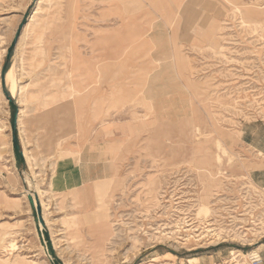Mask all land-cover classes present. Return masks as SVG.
Listing matches in <instances>:
<instances>
[{"label":"rangeland","instance_id":"374dc122","mask_svg":"<svg viewBox=\"0 0 264 264\" xmlns=\"http://www.w3.org/2000/svg\"><path fill=\"white\" fill-rule=\"evenodd\" d=\"M34 1L0 0V264H264V0Z\"/></svg>","mask_w":264,"mask_h":264},{"label":"crops","instance_id":"0c3cea01","mask_svg":"<svg viewBox=\"0 0 264 264\" xmlns=\"http://www.w3.org/2000/svg\"><path fill=\"white\" fill-rule=\"evenodd\" d=\"M118 141L102 142L98 146H89L84 148L78 155V161L70 164L69 167L58 171L57 178L61 179V183L65 184V190H69L68 183L70 175H74L77 179V189L81 186L93 183L106 181L110 179V167L114 165L115 159L113 152L117 151ZM111 161H113L111 163ZM68 170L69 172H66ZM64 172V177L60 173Z\"/></svg>","mask_w":264,"mask_h":264},{"label":"bare ground","instance_id":"6f19581e","mask_svg":"<svg viewBox=\"0 0 264 264\" xmlns=\"http://www.w3.org/2000/svg\"><path fill=\"white\" fill-rule=\"evenodd\" d=\"M40 4V0H37L36 1V5H39ZM37 12V11H36ZM28 25L26 23L23 31H25L27 29ZM16 69H17V66L16 64H13L12 67L6 72L5 74V82H6V85L8 86L9 88V92L11 94V98L15 99L17 96H18V90H17V81L15 80V73H16ZM20 91V90H19ZM26 94V93H25ZM24 94V96H25ZM26 98V97H25ZM24 98V99H25ZM24 101V100H23ZM22 102V101H21ZM24 103V102H23ZM23 113L20 111V114ZM2 126V125H1ZM0 126V127H1ZM123 145V141L120 140V142L117 143V146H118V149H117V153L119 152L121 146ZM260 152V151H259ZM23 154H24V157L26 159V162L28 164L29 167L32 166V163H33V160H32V155H31V151L30 149L28 148V146L26 144L23 145ZM78 155L79 153L75 154V153H71V152H67L65 153V161H64V164L65 166H70V164H72L73 162H77L78 161ZM5 167V166H4ZM69 172V171H68ZM117 174L114 175V177L116 176ZM216 175V174H215ZM71 179H70V182L68 183L69 184V190H75L77 189L75 186L77 185V179L75 178V176L72 174L70 175ZM113 178V177H112ZM27 183V182H26ZM26 194V197L27 199L29 200V196H32V198L34 199V204L35 206L37 205V201H36V195L39 197V200H40V203H41V206H42V209L44 210L46 204L44 203V201L41 199V192L39 189H33L30 185H28V189L26 190L25 192ZM30 202V201H29ZM43 217H44V221H45V224L46 226L48 225L47 223V220L45 218V214L43 212ZM41 227V226H40ZM42 228V227H41ZM235 252L233 251V254ZM253 254L255 253H252L250 254V256H252ZM166 256H168L169 258H175L176 256H174L172 253H167ZM105 259V258H104ZM199 261V258H192L191 259V262L192 263H197ZM233 261V260H232ZM105 263V262H104ZM242 263V262H241Z\"/></svg>","mask_w":264,"mask_h":264},{"label":"water","instance_id":"95a60500","mask_svg":"<svg viewBox=\"0 0 264 264\" xmlns=\"http://www.w3.org/2000/svg\"><path fill=\"white\" fill-rule=\"evenodd\" d=\"M35 2L36 1H34V3ZM25 25H26V19H24L21 22V24L19 25V27H18V29L16 31V34H15V37H14V40H13V47H15L18 44V42L20 40V35L23 32V29H24ZM8 100H9V102H13V98H11V97H8ZM14 130L15 131L17 130V118L15 119V122H14ZM27 189L28 188H26V190ZM29 201H30V204L33 207L35 213H36V220H37L38 224L42 227V229H44L46 231L47 227H46V224H45V221H44L43 209H42L39 197L36 195V201H37V205L36 206L34 204V199L32 198V196H29ZM44 239L48 240V237H47L46 234H44ZM49 253L51 254L50 250H49Z\"/></svg>","mask_w":264,"mask_h":264},{"label":"built area","instance_id":"2783aa9c","mask_svg":"<svg viewBox=\"0 0 264 264\" xmlns=\"http://www.w3.org/2000/svg\"><path fill=\"white\" fill-rule=\"evenodd\" d=\"M251 264H263V260L259 256H254L250 259Z\"/></svg>","mask_w":264,"mask_h":264},{"label":"trees","instance_id":"16d2710c","mask_svg":"<svg viewBox=\"0 0 264 264\" xmlns=\"http://www.w3.org/2000/svg\"><path fill=\"white\" fill-rule=\"evenodd\" d=\"M15 145H17V141H16V139H15ZM19 150H18V148H17V152H18Z\"/></svg>","mask_w":264,"mask_h":264}]
</instances>
